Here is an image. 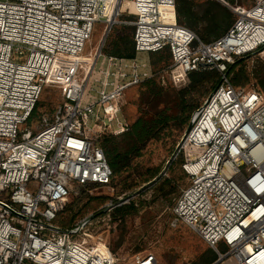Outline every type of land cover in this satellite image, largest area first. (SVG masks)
Returning <instances> with one entry per match:
<instances>
[{
	"label": "built area",
	"instance_id": "1",
	"mask_svg": "<svg viewBox=\"0 0 264 264\" xmlns=\"http://www.w3.org/2000/svg\"><path fill=\"white\" fill-rule=\"evenodd\" d=\"M218 1L235 21L204 42L177 22L176 0H0V264H159L153 252L122 260L102 235L106 229L91 233L96 225L109 229L113 209L155 178L114 203L100 144L104 135L129 129L119 119L121 105L129 86L152 76L139 70L145 63L109 55L96 98L87 89L102 48L87 75L75 74L95 22L112 24L125 10L135 17L136 53L167 49L165 72L186 76L182 86L194 70L216 69L222 77L177 143L187 182L171 226L184 223L198 233L217 252L212 264H264V92L236 87L228 74L237 58L264 48V0ZM45 86L61 87L62 100L32 124ZM89 183L109 189L110 203L60 225L77 187Z\"/></svg>",
	"mask_w": 264,
	"mask_h": 264
},
{
	"label": "trees",
	"instance_id": "2",
	"mask_svg": "<svg viewBox=\"0 0 264 264\" xmlns=\"http://www.w3.org/2000/svg\"><path fill=\"white\" fill-rule=\"evenodd\" d=\"M235 18L234 13L218 0H176L177 22L193 30L204 42L213 41L223 35ZM114 30L117 31L114 32L115 34L112 33L109 40L107 39L104 53L116 57L134 58L136 56L133 42L134 26L121 24ZM150 53L151 66L158 67L160 62H162L159 66L161 68L169 65L170 53L167 49ZM228 69L230 81L234 86H246L251 81L244 58H237ZM153 76L136 84L139 87L137 103L140 112L132 123L127 122L129 129L121 134H106L100 141L112 169L110 184L115 190V195L110 197L114 203H119V198L122 196L127 197L126 192L133 191L158 175L159 165L147 166L145 160L158 147L175 151L177 143L190 125L193 112L222 80L221 74L216 69L194 70L188 73L187 85L175 88L172 85H161L157 77ZM169 102L175 103L173 112L168 109ZM178 155L176 158L181 165L183 158ZM185 176L180 179L164 176L155 181L151 186L153 190L151 196L155 198L157 194L176 193L178 183L183 182ZM99 186L98 183L82 186L77 195H72L64 211L76 216L92 199L104 197L89 194L90 189ZM147 203L145 200H140L138 203L135 199H130L128 203L113 209L112 218L119 220L135 214ZM217 258V253L209 250L202 264H212Z\"/></svg>",
	"mask_w": 264,
	"mask_h": 264
},
{
	"label": "rangeland",
	"instance_id": "3",
	"mask_svg": "<svg viewBox=\"0 0 264 264\" xmlns=\"http://www.w3.org/2000/svg\"><path fill=\"white\" fill-rule=\"evenodd\" d=\"M228 1H237V3L245 6L251 4L249 0ZM134 19V15L129 13L128 10H125L112 25L108 22H95L92 34L81 55L82 64H79L75 71V74L78 75L79 78L87 75L86 71L94 66L96 55L99 49L102 48L103 55H101L96 62L94 74L87 89L93 98L98 96L97 91L100 88V83L96 81V78L103 77V71L108 65L109 55L105 54L103 51L107 39H110L109 37L112 33H116L117 30H114L116 26H120L121 24L133 26L132 22ZM165 55H167V53ZM136 57L139 64L145 63L146 65L145 67L141 66L139 70L141 72L148 71L152 76L154 75L157 77L163 86L172 85L175 88H181L183 87V82H187L188 80L186 76L180 78L166 73L165 70L167 66L162 68L159 67L162 62H160L158 67L151 66L149 62L151 58L150 52H138L136 53ZM242 58L245 60L246 68L251 78V81L245 87H254L264 92V48ZM169 61L170 64V57ZM113 70L116 71L114 68ZM126 70L128 72L131 71L129 68ZM115 80H118V78L115 77ZM62 97L63 91L61 87L45 86L34 114L36 122H33L32 119L29 122L37 124V119L40 118L43 113H54ZM137 98H139V87L137 85L129 86L125 91L124 100L121 105L122 111L121 116H119L120 120L123 121L125 119L128 123H132L136 119L140 112ZM174 107V102L168 103L170 112L174 111ZM100 115L103 116L102 111ZM93 122L94 120L92 119L91 124ZM105 122L109 123L110 120L105 118ZM111 123L115 126L117 124V119L111 120ZM32 129L34 130V126ZM176 148L177 145L174 152L171 151V149H166V147H158L155 151L153 150L150 156H148V159L145 160L147 166L159 165L160 171L158 175L162 173V177L173 176L178 179L182 178L185 175L181 167L182 164L180 165V162L176 158ZM178 156L184 158L182 154ZM186 182L187 178L185 176V180L178 183L176 193L169 195L157 194L155 198L150 196V194H153L151 186L154 183H149L151 184L150 187L149 184H147L142 195L132 197L138 203L140 200L148 202L144 204L137 213L128 215L119 220H114L112 218V220L109 221L111 226L109 229L106 228V226H93L91 228V233L98 235L103 229H106L102 235L108 239L110 249L122 260H129L131 255L135 252L143 251L153 252L157 256L159 264H202V260L209 254V250L215 252L216 250L186 224L179 223L177 227H172L170 224L174 217L172 207ZM81 187H77V191H80ZM89 194L92 196L102 195L104 197L92 199L76 216L71 212H64L58 220L60 225H73L91 212L100 210L111 201V192L109 189L102 186L90 189ZM95 238H97V236H95ZM219 248L222 251L225 250L221 245H219Z\"/></svg>",
	"mask_w": 264,
	"mask_h": 264
},
{
	"label": "water",
	"instance_id": "4",
	"mask_svg": "<svg viewBox=\"0 0 264 264\" xmlns=\"http://www.w3.org/2000/svg\"><path fill=\"white\" fill-rule=\"evenodd\" d=\"M112 25V24H111ZM110 25V26H111ZM110 28V27H109ZM109 30V29H108ZM191 125V124H190ZM190 125L188 126V128H187V130L190 128ZM163 174L162 173H160L159 175H157L150 183L152 184V183H154L157 179H159L161 176H162ZM216 262V261H215Z\"/></svg>",
	"mask_w": 264,
	"mask_h": 264
},
{
	"label": "bare ground",
	"instance_id": "5",
	"mask_svg": "<svg viewBox=\"0 0 264 264\" xmlns=\"http://www.w3.org/2000/svg\"><path fill=\"white\" fill-rule=\"evenodd\" d=\"M113 18H110V21L112 22Z\"/></svg>",
	"mask_w": 264,
	"mask_h": 264
}]
</instances>
